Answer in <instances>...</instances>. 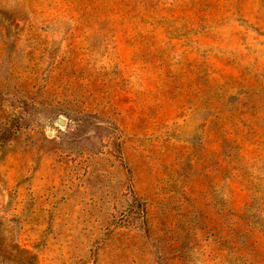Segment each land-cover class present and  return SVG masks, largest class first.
<instances>
[{"label":"rangeland","instance_id":"obj_1","mask_svg":"<svg viewBox=\"0 0 264 264\" xmlns=\"http://www.w3.org/2000/svg\"><path fill=\"white\" fill-rule=\"evenodd\" d=\"M0 264H264V0H0Z\"/></svg>","mask_w":264,"mask_h":264}]
</instances>
